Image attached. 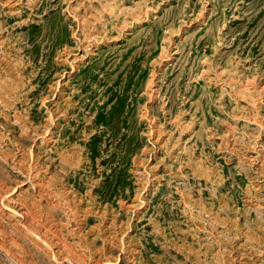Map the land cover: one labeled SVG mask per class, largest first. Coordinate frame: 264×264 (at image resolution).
Listing matches in <instances>:
<instances>
[{
	"label": "rangeland",
	"instance_id": "rangeland-1",
	"mask_svg": "<svg viewBox=\"0 0 264 264\" xmlns=\"http://www.w3.org/2000/svg\"><path fill=\"white\" fill-rule=\"evenodd\" d=\"M0 264H264V0H0Z\"/></svg>",
	"mask_w": 264,
	"mask_h": 264
}]
</instances>
